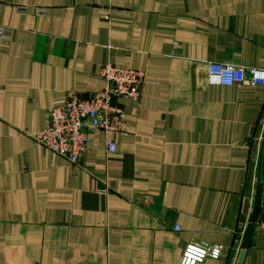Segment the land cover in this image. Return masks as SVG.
<instances>
[{
  "label": "crops",
  "instance_id": "obj_1",
  "mask_svg": "<svg viewBox=\"0 0 264 264\" xmlns=\"http://www.w3.org/2000/svg\"><path fill=\"white\" fill-rule=\"evenodd\" d=\"M0 25V264H180L195 241L224 247L200 264H264V85L208 79L264 68V0H0ZM106 63L146 81L73 164L34 136Z\"/></svg>",
  "mask_w": 264,
  "mask_h": 264
},
{
  "label": "built area",
  "instance_id": "obj_2",
  "mask_svg": "<svg viewBox=\"0 0 264 264\" xmlns=\"http://www.w3.org/2000/svg\"><path fill=\"white\" fill-rule=\"evenodd\" d=\"M10 36L11 29L0 25V40ZM100 74L106 80L103 89L95 91L88 98L72 94L58 101L47 114L45 128L34 136L37 143L73 164L78 163L86 153L91 130L124 132L126 110L119 101L139 99L146 81L144 71L113 63H106ZM208 79L210 83L230 86L240 83L264 85V68H247L212 61L208 63ZM258 128V139L264 150V108ZM107 149L110 153L117 150V143L112 138L107 140ZM261 205L263 214L257 224L264 227V193ZM223 251L222 245L208 241L189 242L185 245L180 264H200L208 258L219 259Z\"/></svg>",
  "mask_w": 264,
  "mask_h": 264
},
{
  "label": "water",
  "instance_id": "obj_3",
  "mask_svg": "<svg viewBox=\"0 0 264 264\" xmlns=\"http://www.w3.org/2000/svg\"><path fill=\"white\" fill-rule=\"evenodd\" d=\"M259 202H260V194L257 196V201H256V209H255V215H257V212H258V208H259ZM255 220V219H254ZM254 228H255V225L253 224L252 226H251V231L253 232V230H254ZM250 235V234H249ZM245 253H246V247H245V249L242 251V253H241V257H240V261L242 262L243 260H244V256H245Z\"/></svg>",
  "mask_w": 264,
  "mask_h": 264
}]
</instances>
